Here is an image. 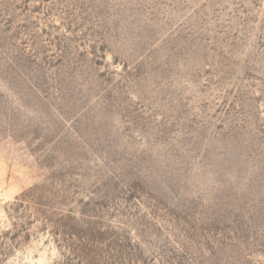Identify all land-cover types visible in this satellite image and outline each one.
<instances>
[{"label":"rangeland","instance_id":"374dc122","mask_svg":"<svg viewBox=\"0 0 264 264\" xmlns=\"http://www.w3.org/2000/svg\"><path fill=\"white\" fill-rule=\"evenodd\" d=\"M0 264H264V0H0Z\"/></svg>","mask_w":264,"mask_h":264}]
</instances>
